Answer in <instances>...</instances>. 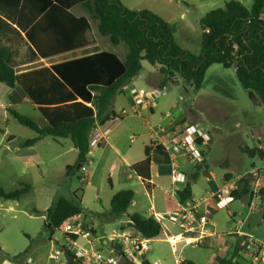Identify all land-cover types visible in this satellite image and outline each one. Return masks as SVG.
<instances>
[{
  "label": "rangeland",
  "instance_id": "374dc122",
  "mask_svg": "<svg viewBox=\"0 0 264 264\" xmlns=\"http://www.w3.org/2000/svg\"><path fill=\"white\" fill-rule=\"evenodd\" d=\"M228 1L231 0H121L129 9L151 11L176 26L175 41L193 54H199L201 51L200 19L211 10L224 9ZM237 1L247 9H251L253 4L252 0ZM82 12L84 11L79 7L74 10L77 15ZM92 26L91 37L95 36L98 49L114 51L122 59L128 55L129 49L125 44L114 47L107 38L99 36L95 21H92ZM93 50L89 49L87 53ZM71 57L73 59L75 55H66L64 59ZM21 59L30 61L28 68L35 69L60 62L63 58L36 59L31 62L33 57L27 53L23 54ZM156 69L142 61L140 78L134 81L135 86L148 89L152 75H161ZM163 79L166 89L163 92L164 86L159 87L158 92L163 95L161 98L172 103L179 102L180 106L186 109L183 114L190 121L193 119L192 114L200 121V124L195 121L192 125H199L212 137L210 145L206 147L207 152L205 151L208 154L209 169L205 171V163L198 169L199 177L194 187L196 198H201L205 190L210 188L206 181L210 172L214 173L220 183L224 180H236L251 170L253 163L259 167L263 165L259 157L243 153L242 146H253L251 137L260 135L264 138V105L261 101H254L250 94L242 89L233 69L212 64L207 70L203 86L199 89L191 88L179 76L176 77L175 83L165 76ZM9 91L10 88L0 83V188L5 192H12L23 184H28L30 189L19 200L0 202L4 205L0 206V246L4 248V251H0V264L3 262V256L16 264H27L25 261L29 257H32L36 264H70L73 261L67 252L60 256L59 262L48 259L51 250L62 249L67 243L64 233L60 230H57L52 241L48 242L50 236L46 230L47 216L43 217L38 212L50 207L60 198L81 201L79 205L83 210V221L87 226L93 227L97 238L105 233L130 230L127 216L104 220L109 211L108 198L112 190L131 189L135 192V204L129 207L128 214H149L147 211L152 204L158 212L166 206L170 209L176 207L173 199L161 204V197L166 196L157 188L152 192V198L146 184L122 160L129 151L136 154L133 158L139 156L145 141L143 133L150 132V127L158 126L159 123L166 125L165 120L158 121L163 116L158 110L149 123L141 117V110L134 114L126 98L129 88L124 94L117 95L115 104L117 110L125 109L129 112L128 115L119 121H110L107 126V131H113L110 132V143L115 144L117 139V147L122 154L117 155L111 146L108 151L111 153V159L122 168V172L112 173L110 164L95 168L86 163V173L82 169H74L71 175L67 173V167L75 165L78 152L69 138L54 141L50 137H44L35 145L24 147L25 142L35 138L37 134L17 122L3 107L10 99ZM11 108L40 126L47 125L41 113L31 104L20 103ZM178 113L177 110L176 114ZM187 126L178 133L183 134ZM92 153L96 163L97 154L94 151ZM154 181L158 185L161 182L157 177ZM160 194L162 196L159 197ZM261 206H264V201H261ZM106 209L108 211L104 212ZM212 223L214 225H209L207 230L214 232V235L205 240L204 245L188 246L182 252L190 264H214L219 261L222 252L232 255L239 251L240 242L236 230L240 226L243 231L254 235L259 241H264L262 214L251 211L248 199L233 201L227 209L215 212ZM169 229L173 233L180 232L175 226L170 225ZM145 257L152 264H175L172 248L164 233L151 241V251ZM237 258L245 262L243 253L237 255ZM81 264L93 262L87 259ZM260 264H264L263 257Z\"/></svg>",
  "mask_w": 264,
  "mask_h": 264
},
{
  "label": "trees",
  "instance_id": "16d2710c",
  "mask_svg": "<svg viewBox=\"0 0 264 264\" xmlns=\"http://www.w3.org/2000/svg\"><path fill=\"white\" fill-rule=\"evenodd\" d=\"M252 2L251 9H247L239 1L231 0L225 3L224 9H214L203 16L199 21L201 51L193 54L175 41L176 26L151 11L129 9L121 0H0V33L24 32L31 44V62L85 47L84 36L92 29V21L96 23L97 33L114 47L125 44L129 49L125 60L114 51L95 50L79 58L43 66L30 71L26 88L12 64L14 53L0 48V83L10 89L21 85L48 122L47 126H40L8 109L17 122L37 134L25 142L24 147L33 146L44 137L69 138L78 155L75 165L67 167V173L71 175L74 169L81 170L88 161L91 131L97 125L119 120L113 109L114 98L124 94V87L140 74L142 61L157 68L159 74L172 83L179 76L194 89L203 86L212 64L234 69L242 89L253 93L264 105V0ZM78 7L84 11V16L73 13ZM150 151L151 148L146 147L144 160L133 165L147 187L151 179ZM242 152L264 159L258 147H245ZM198 169L196 166L192 173L193 181L186 182L178 191L181 203L193 199L192 182L197 181ZM246 183L243 181L240 189L233 193L234 201L248 199L250 202ZM29 189L28 184L12 192L0 188V199L19 200ZM134 199L135 192L131 189L115 193L107 218L127 216L130 227L148 239H156L162 227L154 218L138 212L127 213ZM79 202L60 198L45 212L50 238L67 218L83 213ZM260 208L264 222V206ZM237 254L239 251L215 264H238ZM67 255L73 259L70 264L82 263ZM140 264L152 263L144 257Z\"/></svg>",
  "mask_w": 264,
  "mask_h": 264
},
{
  "label": "built area",
  "instance_id": "2783aa9c",
  "mask_svg": "<svg viewBox=\"0 0 264 264\" xmlns=\"http://www.w3.org/2000/svg\"><path fill=\"white\" fill-rule=\"evenodd\" d=\"M165 87L163 92H165ZM160 93V92H159ZM130 95L134 109L137 114L139 106L148 103L145 89L133 87ZM127 110L117 113L120 119L128 115ZM95 129L89 136L90 153L99 149L103 136ZM134 137L131 138L133 141ZM262 143L258 145L259 150L264 153V141L258 137ZM211 142L209 133L204 132L199 125L187 126L183 134L177 137L170 145V151L174 156H185L197 166L204 164V152ZM171 196L179 204L177 209L170 212H158L151 208L149 216L154 218L162 227V234L166 236V241L172 248L175 264H189L182 252L185 247L193 245H204V241L214 235L208 226L212 223L213 214L217 211L227 209L234 201L233 193L240 189L243 181H247V188L250 194L249 208L251 211L261 212L260 201L262 190L264 189V163L261 167L254 166L251 170L239 176L236 180H224L211 190L209 189L199 199H192L189 202L181 203L178 198V187L190 181L186 172L179 170L175 162L171 165ZM82 171L87 172L86 167ZM212 175L211 181H214ZM87 179V175L85 177ZM152 183L149 182V185ZM170 225L178 227L179 233L170 231ZM129 231L121 230L119 233H105L97 238L91 225H86L83 221V214L67 218L60 231L65 235L66 245L62 249L51 250L48 255L50 261L59 262L60 256L67 252L81 262L90 259L93 264H140L145 255L151 251V241L140 234L137 230L129 227ZM236 235L240 239V250L238 256L243 253L244 264H260L264 243L259 241L254 235L243 231L241 226L236 230ZM27 264H36L33 258L26 260Z\"/></svg>",
  "mask_w": 264,
  "mask_h": 264
},
{
  "label": "crops",
  "instance_id": "0c3cea01",
  "mask_svg": "<svg viewBox=\"0 0 264 264\" xmlns=\"http://www.w3.org/2000/svg\"><path fill=\"white\" fill-rule=\"evenodd\" d=\"M75 15L78 16V17H82V16L85 15V13L82 12L80 15H77V14H75ZM263 19H264V16H263ZM91 30L93 31V26H92ZM91 30L88 31L86 33V35L84 36V39H85V41L87 43V45L85 47L77 49L76 51H67V52H64V53H62V54H60L58 56H55V57H61L63 59L60 60V61H65V60L72 59V57L64 59V57H66V55L67 56L71 55V54L75 55V57L73 58V59H75V58L82 57V56H84L86 54H90V53H92L95 50L96 51L97 50L105 51L103 49H98L99 48L98 42H97L95 36L91 37V33H90ZM0 48L1 49L8 48L14 53V58L12 60V64L15 67V69L17 71V74L20 76L22 82L25 81L24 83L26 84V88H28L29 82H30V71L39 69V68H41L43 66H40V67L35 68V69H30V68H28V67H30V61L29 62H25L24 59H21L23 54L30 53V48H31V44L25 38V33L21 32L20 30L19 31H12L10 33H0ZM89 49H94V50L87 53V51ZM125 58L124 59L121 58V59L125 60ZM50 59H52V58H50ZM40 60H43V59H40ZM233 71L235 72L234 69H233ZM156 73H158V72L156 71ZM24 78H26V79L24 80ZM139 78H140V74L138 75L137 78H134L132 82H130L128 85H126L124 87V91L127 88H129V94L126 96V98H127V101L129 103L130 107H132L131 110L134 109V106H133L132 98H131V95H130V89L133 88V87H136L135 86L136 84H135L134 81L138 80ZM149 84H150L149 85L150 87L148 89H145L146 93H147L148 103L146 105H144V106H142V105L139 106V108L137 109V111H138L137 113H139V110H141V113H142V114H140L141 117L144 118V120L147 121V123H149L150 120L153 118V116L157 113V110H158V112L161 115H163L162 117H160V119H158V121L162 122L163 120H165L166 125H163V124L159 123L158 126H155L153 128L150 127V132L147 131V133H143V137L145 138V141L143 142L142 148L139 151V156L136 157V158H133V156H135L136 154L132 153V151H129L125 156L122 157V160L124 161V164L127 167H129V169L131 171L136 173V171L133 169V165L144 160V158L146 156V153H145L146 147H150L151 148V151H150V154H151V157H150L151 158V166H150L151 179L149 180V182L152 183L151 184L152 186L149 185L147 187L150 190V193H151L150 196H152V198H153L152 192L157 188L158 190L163 192V195L166 196V198L165 197H161V199H160V203L161 204L163 203V201L167 202V201H171V199H173L175 201V203H176V207L174 209H170L167 206H166V208L163 207V210L161 212L165 213V212H170V211L176 210L178 205H179L177 203V201L170 194L171 193V189L173 187V185L171 183V181H172V179H171V173H172L171 172L172 171L171 165H172V163L175 162V164L178 167L181 168L180 170L186 172L188 177H189V179H190V181H193L192 180V173H193L195 167L197 166L192 161L188 160V158L185 157V156H174L173 153L170 151V145L172 144L173 140L177 137V134H179L178 132L180 130H182L184 128V126H186V125L191 126L192 124H195V121H197L196 123L200 124V121L198 120V118H196V116L194 114H192L193 119L190 121L188 119V117L183 114V111L186 110V109L182 108L180 106L179 102L175 101V102L172 103L169 100L167 101V100H164V99L161 98L163 95L158 92V89H159L160 86H164V87L166 86L165 85V79H163L162 75H160V77H159V75L154 73L152 75V80L149 82ZM140 88H142V87H140ZM142 89H144V88H142ZM9 96H10L9 101L5 105H3V107L7 111H8L9 108L14 107L16 105H19L20 103L31 104L34 107H36L37 110L39 111L38 105L32 103L29 100V98L25 94V92H24V90H23L21 85H18L14 89H10ZM116 102H117V95L114 98V103H113V106H114L113 109H114V111L116 113H119L121 110H125V109L117 110L116 107H115ZM177 110L179 111L178 114H176ZM44 119L46 120V118H44ZM109 123L110 122H107L104 126L97 125L96 129L100 130L99 132L103 136L102 143H101L99 149L94 151L97 154L96 163L94 161L95 157H93V153L91 152L88 155L87 164L93 165V166H95V168L96 167H102V166H108L110 164V167H112V169H111L112 173H115V172H120L121 173L122 172V168H120V166L117 165L115 160L111 159V157H110L111 153H110V151H108V147L111 146V149H114V151L117 153V155L122 154L120 149L117 147V144H118L117 139H115V142H114L115 144H111L110 143V132H113V131H107V126L109 125ZM46 124L48 125L47 121H46ZM258 137L261 138L260 135L257 136V137H251V140L253 142V146H249L247 144H244L242 146V148H245V147H249V148L258 147V145L260 143H262V142H260L258 140ZM65 139H68V138H65ZM211 140H212V137H211ZM262 140L264 141V138H262ZM72 145H73V143H72ZM206 152H205V158H204V163H205L204 166L207 169H205V171H207L209 169V164L207 162L208 154ZM260 161L262 163H264V159H262ZM254 166H256V164L253 163L252 167H254ZM203 170H201V171H203ZM212 175H214V173L210 172L209 173L210 177L207 176V178H206V181H207V183L209 184V187H210V188H208V190L209 189L213 190L216 187V185H219L221 183V182L218 183L217 178H216L215 175H214L215 176L214 177L215 180L211 181ZM156 177L158 179H160V181H161L159 185L154 181V179ZM129 178H131V175L129 176ZM195 184H196V182H192L193 199H198V198H196L195 191H194ZM184 185L185 184H181L178 187L180 189H182ZM119 191H121V190H118V191L112 190V194L108 198L109 204L111 203V200H112L114 194L119 192ZM205 192H206V190H205ZM146 195L148 196L149 194H147V192H146ZM160 196H162V195L160 194L159 197ZM1 200H3V199H0V202H1ZM6 201H8V200H6ZM261 201H260V207H261ZM6 204L7 203H5V206H7ZM133 204H135V201L131 205H133ZM0 206L3 207L4 205L0 204ZM49 208L50 207L43 208L42 210H39L38 212L41 213L42 216L44 217V216H46L45 212ZM150 208H154V205L152 204ZM150 208H149L148 211L151 210ZM107 211H108V209L104 210V212H107ZM148 211H147V213H149ZM141 215H144V214H141ZM144 216H149V214H145ZM112 219H114V218H107V216H106V218L104 220L107 221V220H112ZM262 222H263V220H262ZM128 223H129V221H128ZM47 225H48V220H47ZM244 232H246V231H244ZM246 233H249V232H246ZM52 238L49 237L48 238V242H51ZM238 239H239V237H238ZM260 241L262 243H264V241H262V240H260ZM239 242H240V239H239ZM52 247H53V245H52ZM0 251H4V248L1 247V246H0ZM8 255L10 256V254H8ZM230 256L231 255H227L225 252H222L220 254V259L219 260H221L223 258H228ZM262 257L264 259V250H263ZM3 258L4 259H3V262L1 264H16L14 262L9 261L4 256H3ZM30 258H32V257H30ZM235 261H237L238 264H244L245 263L243 261H239V258H236ZM215 263H217V262H215Z\"/></svg>",
  "mask_w": 264,
  "mask_h": 264
},
{
  "label": "water",
  "instance_id": "95a60500",
  "mask_svg": "<svg viewBox=\"0 0 264 264\" xmlns=\"http://www.w3.org/2000/svg\"><path fill=\"white\" fill-rule=\"evenodd\" d=\"M138 76H136L135 78H137ZM250 96L254 99V101H256L257 103H259V99H257V97L253 94V93H249Z\"/></svg>",
  "mask_w": 264,
  "mask_h": 264
}]
</instances>
